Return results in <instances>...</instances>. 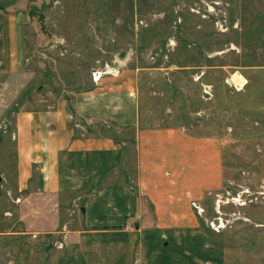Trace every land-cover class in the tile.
I'll return each mask as SVG.
<instances>
[{
  "label": "crops",
  "instance_id": "0c3cea01",
  "mask_svg": "<svg viewBox=\"0 0 264 264\" xmlns=\"http://www.w3.org/2000/svg\"><path fill=\"white\" fill-rule=\"evenodd\" d=\"M9 7L0 8V246L56 234L62 248L45 264H108L111 253L117 264L123 254L130 264H224L192 205L223 186L220 138L147 125L140 69L88 77L82 89L28 90L38 75ZM72 200L78 213L62 220Z\"/></svg>",
  "mask_w": 264,
  "mask_h": 264
},
{
  "label": "rangeland",
  "instance_id": "374dc122",
  "mask_svg": "<svg viewBox=\"0 0 264 264\" xmlns=\"http://www.w3.org/2000/svg\"><path fill=\"white\" fill-rule=\"evenodd\" d=\"M8 2L22 21L24 60L38 75L28 90L82 89L105 64L140 69L147 125L220 138L223 186L204 199L202 221L225 220L219 233L205 224L224 264H264V0ZM73 201L62 220L78 213ZM35 237L2 240L0 264H45L62 248V235L33 244Z\"/></svg>",
  "mask_w": 264,
  "mask_h": 264
},
{
  "label": "built area",
  "instance_id": "2783aa9c",
  "mask_svg": "<svg viewBox=\"0 0 264 264\" xmlns=\"http://www.w3.org/2000/svg\"><path fill=\"white\" fill-rule=\"evenodd\" d=\"M120 72V66L119 64H116L114 66H110L109 64H105L101 69L95 70L91 73V80L94 83H97L102 76L104 75H112V76H116L118 75ZM206 94V91H205ZM5 124L3 123L2 126L0 125V130L2 129L5 132ZM18 201V200H16ZM197 215L200 217L204 216V209L197 206L196 204H192ZM217 208H219V204L216 205ZM217 213L219 214V212L217 211ZM207 225L216 233H219L220 231L224 230L226 228V222L224 219H222L221 217H215L213 218L211 221H208Z\"/></svg>",
  "mask_w": 264,
  "mask_h": 264
},
{
  "label": "trees",
  "instance_id": "16d2710c",
  "mask_svg": "<svg viewBox=\"0 0 264 264\" xmlns=\"http://www.w3.org/2000/svg\"><path fill=\"white\" fill-rule=\"evenodd\" d=\"M9 4L8 0H1L0 1V8L4 9L5 7H7Z\"/></svg>",
  "mask_w": 264,
  "mask_h": 264
}]
</instances>
